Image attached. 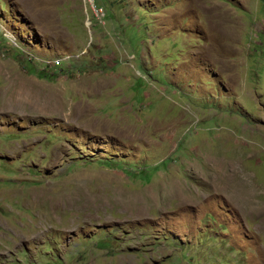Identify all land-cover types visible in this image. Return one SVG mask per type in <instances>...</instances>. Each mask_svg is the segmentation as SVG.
<instances>
[{
    "label": "rangeland",
    "instance_id": "1",
    "mask_svg": "<svg viewBox=\"0 0 264 264\" xmlns=\"http://www.w3.org/2000/svg\"><path fill=\"white\" fill-rule=\"evenodd\" d=\"M0 264H264V0H0Z\"/></svg>",
    "mask_w": 264,
    "mask_h": 264
}]
</instances>
